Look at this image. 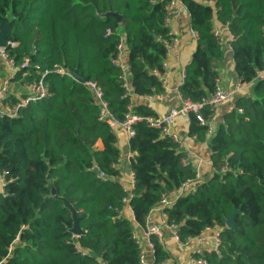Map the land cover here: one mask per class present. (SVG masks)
<instances>
[{"label": "trees", "instance_id": "1", "mask_svg": "<svg viewBox=\"0 0 264 264\" xmlns=\"http://www.w3.org/2000/svg\"><path fill=\"white\" fill-rule=\"evenodd\" d=\"M183 2L197 39L180 96L199 100L215 87L223 48L211 32L213 15L230 26L235 36L233 68L250 89L234 97L235 108L224 114L211 136L207 125L188 114V135L201 142L208 139L212 166L194 191L165 209L167 220L178 224L183 242L220 226L219 252L204 253L207 264H264V79L256 78L264 71V0ZM108 12L119 14L120 20ZM164 14L163 4L151 0H0V24L7 22L4 50L16 65L28 59L12 81L23 87L39 77L37 72L47 71L50 91L16 116H0V172L5 178L0 264H139L140 246L132 237L135 224L120 213L123 198L143 227L161 194L195 178L196 168L188 159L183 163L185 154L177 143L162 138L143 118L131 125L128 147L135 155L128 167L134 183L124 188L114 166L120 154L116 134L98 118L93 90L54 69H75L95 81L109 110L122 120L127 99L119 68L110 61L119 33L126 35L131 90L137 96L163 93L160 75L153 71L163 73L165 46L158 37L167 33ZM10 95L7 100L15 102L17 96ZM133 111L142 117L155 115L139 103ZM209 113L202 109L205 118ZM92 166L106 179L98 178ZM64 200L78 217V235L70 231L72 213ZM235 209L233 226L226 227ZM151 242L153 262L166 260L161 241L152 237Z\"/></svg>", "mask_w": 264, "mask_h": 264}, {"label": "built area", "instance_id": "2", "mask_svg": "<svg viewBox=\"0 0 264 264\" xmlns=\"http://www.w3.org/2000/svg\"><path fill=\"white\" fill-rule=\"evenodd\" d=\"M153 2H159L163 4V9L165 11L164 18H163V25L167 29L166 36H159L158 39L164 44L165 46V59L162 61V69L163 73L154 70L153 72L160 75V79L162 80V84L164 87L165 81H166V73L165 70L167 69V59L170 55H173L175 58H177V44H178V36L174 34V32L171 30V23L173 22L174 18L177 17L180 12L185 8L183 0H151ZM213 25L211 28L212 35L217 40L218 44L225 49H229L232 51L233 48V42L235 41V36L232 33L230 26L227 23H220L217 24V18L216 15H213L212 17ZM219 25V26H218ZM109 32V30H108ZM190 34L194 36L195 39H197V33L193 29L190 30ZM125 32L120 31L119 33V40L116 44V54L110 58V61L119 68V74L118 79L120 82L121 87L123 88V96L127 99L126 104V112L124 113V117L122 120H117L114 115L112 114V111L108 108L107 101L103 98V93L100 87L97 85L95 81L87 80L85 84L93 90L94 96L97 100L98 106H99V113L98 118L104 122H106L112 129L120 127L122 128L126 134L130 137L133 133V130L131 128V125L139 121L140 119H145L147 124L149 126L155 127L159 129L160 136L162 138H170L175 143H177L178 148H182L184 145L183 137L179 134H177L172 126L174 119L176 117H183L185 119H188L189 113H194L196 119L201 125H207V134L211 133V127L209 125V118L212 116V113L214 109L221 103L235 97L236 92L242 87L245 82H243L240 77L237 76V83L234 85V87H226L223 84H221L218 80L216 81L215 87L213 91L207 95L201 97L199 100H189L184 99L180 96L178 88H175L176 93L179 97V105L170 107L169 110L164 114H155V115H148L145 117H142L139 114L134 113L133 108L135 105L134 98L137 96L132 90L130 86L129 81V69L130 66L128 64V57L125 53L124 45H125ZM13 44V42L11 43ZM0 58L3 61L6 68L10 71L9 78H5L0 83V116H9L14 117L18 114L19 109L22 107H25L30 102L37 101L42 98H46L50 91L48 88V85L44 79L45 74L47 71L37 72L39 74V77L36 80H33L32 82H29L28 84H25L24 87L26 88V91L24 94L21 93L20 96L16 97L15 102H9L7 99L10 95V80H12L15 77V74L17 70L21 67L28 66V59L24 58L19 65H16V62L14 58L9 56L3 46H0ZM59 74H65V75H71L69 71L65 70L64 68L58 66L54 69ZM184 73V72H183ZM22 75H27V72H23ZM257 79H264V71L257 72L256 74ZM12 93V92H11ZM13 94V93H12ZM19 94V93H18ZM153 94H146L141 95L148 98H151ZM207 108L210 113L208 114V118H205L202 114V109ZM235 108V105L233 106ZM238 110L241 112L242 109L238 108ZM195 134L192 135L193 138H195ZM135 152H130L128 155V159H131L134 157ZM182 162H187V156L182 159ZM118 163V158L116 162L114 163V166L116 167ZM212 164V162L210 161ZM90 169L94 170L96 172V176L102 180L106 179V175L96 166L90 167ZM227 169L226 165H223L221 167V171L224 172ZM3 176L4 173L0 172ZM130 174L132 176V184L134 183V175L133 172L130 171ZM2 187L5 185V178L2 177ZM198 178V174L196 173L195 178H188L182 184L178 189L175 190H168L166 192H163L158 200V203L151 208H158L161 212V221L160 223H152L149 221L148 215L146 216L145 225L141 228V236H138L136 233H132V237L135 239V241L139 244L140 250H139V264H149L146 258L145 250L142 248L141 244V237L146 238L150 245L153 247V244L151 242L152 237H156L160 239L163 235L164 230H169L171 232V235L176 240V242L180 245L189 244L192 240H198L200 242L201 246L198 245L197 247H194L190 253L188 254V260L189 264H207V259L203 256L204 253H210V252H219V244H220V226L215 225L212 228H205L203 231H201L200 234L188 238L185 242H183L178 233V224L174 222H168L167 220V213L165 211L166 208H169L177 198L182 196L183 194L194 191L196 179ZM133 186V185H132ZM124 205L122 206L121 212L125 208V203L127 202V198H123ZM130 206V205H129ZM213 230L214 232L209 236L206 234L207 231ZM210 239V240H209ZM151 264H169L166 263V260H163L161 262L151 263Z\"/></svg>", "mask_w": 264, "mask_h": 264}, {"label": "crops", "instance_id": "3", "mask_svg": "<svg viewBox=\"0 0 264 264\" xmlns=\"http://www.w3.org/2000/svg\"><path fill=\"white\" fill-rule=\"evenodd\" d=\"M217 24H220V22L217 21ZM170 27L174 34L178 36L177 58H175L173 55H170L167 59V69L165 70L166 81L163 87L164 92L155 95L153 94L151 98L141 95L135 96L134 98L135 104H144L149 109H151L154 114H164L169 110L170 107L179 105L180 100L175 88H178L183 82V72L185 71L186 64L191 59V54L194 51L196 43V39L190 34V30L192 28L190 26V16L186 9H183L180 14L174 18ZM9 76H11L10 71L6 68L2 61L0 67V83L5 78H9ZM217 80L226 87H234L238 81L237 74L233 68L231 50L229 49L223 48V59L220 61L218 67ZM9 82V88L13 94L19 95L20 93H25L26 88L18 84V81L10 80ZM248 88L249 86L247 83L243 84L242 87L236 92V95L240 94V92H246L248 94L250 89ZM246 89H248V91H246ZM11 92L10 94H12ZM233 106L234 97L219 104L214 109L212 116L208 120L211 127V133H206L208 136H211L216 131L218 124L224 121V114L228 111H231ZM172 128L177 134L183 137L184 145L181 149L184 151L185 157L187 156V159L196 168V172L198 174L196 181L200 178H203L205 176L204 174L208 173L209 167L212 166L210 163L211 160L209 158L210 150L207 145L208 139L201 142L196 139V136L195 138L189 136L188 119H185L181 116L174 119ZM113 131L116 134V144L120 151L116 166L119 171L118 179L124 184V188L129 190L133 185V179L130 174L131 170L128 167L130 160L128 159V155L130 152H132L128 147L129 136L120 127L113 128ZM96 145L100 148L101 142L98 141ZM2 177L3 176L0 173V194L3 192ZM123 213L127 214L132 222H134L135 226L133 232L138 236H141V226H138V224L135 222L131 206H129L128 202L125 203V208L122 211V214ZM161 216V212L158 208H154L148 213L149 221L152 223H160ZM213 232V230H209L206 232V234L210 236ZM159 240L163 244L165 250L168 252L169 257L166 259V263L169 264H189L188 254L194 247H197L198 245L201 246L198 240H192L189 244L180 245L173 238L169 230H164L163 235ZM141 244L142 248L145 250L148 263H153V247L145 237H141Z\"/></svg>", "mask_w": 264, "mask_h": 264}, {"label": "water", "instance_id": "4", "mask_svg": "<svg viewBox=\"0 0 264 264\" xmlns=\"http://www.w3.org/2000/svg\"><path fill=\"white\" fill-rule=\"evenodd\" d=\"M106 15H113L114 17L117 18V20H120V15L115 13V12H108L106 13ZM7 32V22L6 20H3L0 24V46H3L6 42L5 39V33ZM70 72V74L72 76H74L75 78H77L78 80L82 81V82H86L88 80L87 76H82L80 75L75 69L72 70H68ZM264 178V174L262 175ZM53 194L55 195V193L53 192ZM64 203L69 206V208L71 209V213H72V219H73V225L70 228V231L73 232L74 234L78 235L81 233V230L79 228L78 225V217L75 214L74 209L72 208V206L66 201L64 200ZM238 209H235L232 214L230 216L227 217L226 222H225V226L226 227H232L233 226V219H234V215L238 212Z\"/></svg>", "mask_w": 264, "mask_h": 264}, {"label": "rangeland", "instance_id": "5", "mask_svg": "<svg viewBox=\"0 0 264 264\" xmlns=\"http://www.w3.org/2000/svg\"><path fill=\"white\" fill-rule=\"evenodd\" d=\"M234 105H235V101H234Z\"/></svg>", "mask_w": 264, "mask_h": 264}]
</instances>
